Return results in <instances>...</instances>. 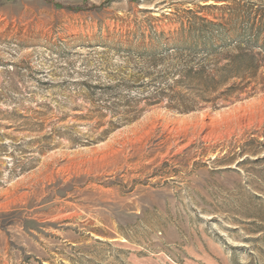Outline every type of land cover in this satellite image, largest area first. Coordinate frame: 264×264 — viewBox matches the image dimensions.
<instances>
[{
	"label": "rangeland",
	"instance_id": "1",
	"mask_svg": "<svg viewBox=\"0 0 264 264\" xmlns=\"http://www.w3.org/2000/svg\"><path fill=\"white\" fill-rule=\"evenodd\" d=\"M0 264H264V0H0Z\"/></svg>",
	"mask_w": 264,
	"mask_h": 264
},
{
	"label": "trees",
	"instance_id": "2",
	"mask_svg": "<svg viewBox=\"0 0 264 264\" xmlns=\"http://www.w3.org/2000/svg\"><path fill=\"white\" fill-rule=\"evenodd\" d=\"M258 35H259V34H255V33H253L252 36H253V38H255V37L258 38ZM240 59H241V58H237V59L233 62V64H236L237 61H239Z\"/></svg>",
	"mask_w": 264,
	"mask_h": 264
}]
</instances>
